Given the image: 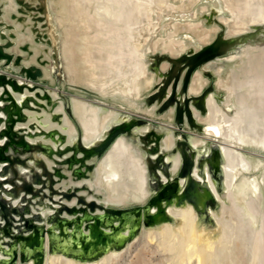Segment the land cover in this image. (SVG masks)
Returning <instances> with one entry per match:
<instances>
[{"label":"rangeland","instance_id":"374dc122","mask_svg":"<svg viewBox=\"0 0 264 264\" xmlns=\"http://www.w3.org/2000/svg\"><path fill=\"white\" fill-rule=\"evenodd\" d=\"M29 1L0 0V85L6 79L11 84L21 83L27 92L35 91L31 96L25 93L23 108L26 105L36 115L32 120L38 128L19 125L17 130V124L25 116L15 120L11 131L16 130L10 133L15 155L9 156L12 167L8 166V172L4 173L0 167V181L13 174L18 177L15 182L4 181L3 186L10 185L7 186L10 195L19 201L15 203L31 202L44 213L43 218H48L58 201L61 207L63 199L74 196L78 200L82 193L93 195L103 208L102 214L105 209L148 206L156 201L154 193L158 191H161L159 202L165 207L156 215L155 206L151 207L154 218L150 223L141 219L131 236L126 228L121 244L106 248L92 260L64 253L56 245L55 249L48 247V258L43 264H195V257L190 263L180 261L185 252L188 254L183 249L188 245H184L188 231L197 233L212 257L216 254L214 260L209 258L208 264H264V169L258 167L259 164L264 167V0ZM63 7L69 12L70 23L64 33L55 18L57 9ZM28 18L33 24L25 25ZM73 18L84 27L74 28ZM77 30L80 35L90 37L87 41L82 35L79 42L84 46L81 49L87 50L82 57L89 59L87 63L79 57V61L85 60L84 66L76 65L83 68L74 64L73 52L79 44H72V40ZM191 39L193 43L211 39L212 51L211 57L202 59L192 69L190 76L196 72L193 79L189 78L185 91L190 95V90L188 99L195 114L198 110L200 122L195 118L193 126L179 121L175 110L170 111L177 96L171 75L181 73L179 56L185 46L190 47ZM25 91L17 87L19 94ZM56 107L60 108L59 114L49 118V112ZM105 111H112L115 117L120 115L117 122L121 130L114 141V152L121 164V178L112 183L105 175V149L93 156L94 161L91 160L83 175L62 174L57 167L51 177L53 162L62 165L65 150L62 145L57 147L55 136L62 137L63 144L65 130L71 123L76 130L71 137L75 144L82 143L87 137L83 134L82 120L89 124L91 136H96ZM53 124L65 128L60 129L63 134ZM143 126L153 130L149 132L151 128L144 127L145 130ZM31 132L34 139L26 137L28 143L20 145L19 139L29 137ZM38 140L39 143L35 142ZM212 146L217 148L215 170L209 162ZM31 148L39 156L35 168L37 189L32 198L22 189ZM67 166L62 165L65 170L72 169L71 164ZM156 177L158 183L153 179ZM133 198H137L136 203ZM182 238L185 243L180 244ZM25 262L19 260L17 264Z\"/></svg>","mask_w":264,"mask_h":264},{"label":"bare ground","instance_id":"6f19581e","mask_svg":"<svg viewBox=\"0 0 264 264\" xmlns=\"http://www.w3.org/2000/svg\"><path fill=\"white\" fill-rule=\"evenodd\" d=\"M11 2V0H8ZM31 1V0H30ZM29 1V2H30ZM33 1V0H32ZM31 1V2H32ZM37 1V0H35ZM35 1L33 2V4L35 3ZM28 2V0H27ZM14 3V2H13ZM66 3V1H65ZM64 3V4H65ZM227 3V2H226ZM10 4V3H8ZM11 5V4H10ZM9 5V6H10ZM13 5V4H12ZM75 5V4H74ZM62 7V5H61ZM14 8V7H13ZM222 8V7H221ZM9 9V8H8ZM18 9V8H17ZM160 9V8H159ZM6 11V9H4ZM25 10V9H24ZM47 11V10H46ZM56 11V10H55ZM32 12V11H31ZM54 11H52L53 13ZM162 11L160 10V13ZM232 12V11H231ZM8 13V12H6ZM5 13V14H6ZM15 15L18 14L16 12H13ZM51 13V14H52ZM22 14V13H21ZM20 14V15H21ZM8 15V14H7ZM19 15V16H20ZM24 15V14H23ZM69 12H66L65 8H61L60 10L57 9V11L55 12V18H56V21L60 27V29L62 30V32L64 33V30L66 31V28L68 27V25L70 24L68 21H69ZM25 16V15H24ZM48 16V15H47ZM54 16V15H53ZM11 17V16H10ZM25 17H28V16H25ZM73 17V16H72ZM71 17V18H72ZM238 17V16H237ZM31 18V17H30ZM74 19V18H73ZM12 20V19H11ZM31 20V19H30ZM53 20V19H52ZM258 20V19H257ZM55 21V20H54ZM82 21V20H81ZM80 21V22H81ZM26 22V20H25ZM29 22V18L27 20V23L28 24ZM34 22V21H33ZM53 22V21H52ZM51 22V23H52ZM79 22V21H78ZM75 19L73 20L72 23V26L74 28H78L80 27L81 25L78 23ZM257 22V21H256ZM29 23H32L31 21ZM82 23V22H81ZM19 23H17L18 25ZM23 24H24V21H23ZM33 24V23H32ZM30 24V25H32ZM50 24V22H49ZM16 25V27H17ZM56 26V24H54ZM85 25V24H83ZM15 26V24H14ZM28 26V25H27ZM26 27V26H25ZM33 27V25H32ZM36 27H39V26H36ZM84 26H81L80 28H82ZM232 27V26H231ZM239 27V26H238ZM27 28H30V27H27ZM86 28V27H85ZM50 29V28H49ZM59 29V28H58ZM41 31L43 30L40 29ZM54 30H55V27H54ZM82 30V29H81ZM84 30V29H83ZM82 30V32L84 33V31ZM150 30V29H149ZM235 30V29H234ZM31 31V30H29ZM40 31V32H41ZM46 31V30H45ZM52 31V30H51ZM50 31V32H51ZM193 31V30H192ZM50 32H47L50 33ZM53 32V31H52ZM56 32H59L56 30ZM61 32V31H60ZM70 32V31H69ZM80 31L77 30V34L74 35L73 37V42L72 44H74V42H79L81 41V36L83 34L80 35L79 33ZM32 33V32H30ZM29 33V34H30ZM42 33V32H41ZM40 33V34H41ZM62 33V34H63ZM91 33V32H90ZM36 34V32H35ZM94 34V33H93ZM49 35V34H48ZM57 35V34H56ZM64 35V34H63ZM85 35V34H84ZM83 35V36H84ZM95 35V34H94ZM195 35V34H194ZM193 35V37H194ZM197 35V34H196ZM36 36V35H35ZM34 36V38H35ZM58 38L57 39H60L59 38V34L57 35ZM56 36V37H57ZM29 37V35H28ZM33 37V36H32ZM64 37V36H63ZM85 39L87 41H90V37L85 35L84 36ZM96 37V36H95ZM98 37V36H97ZM189 37V36H188ZM200 37V36H199ZM216 37V36H215ZM191 38V37H190ZM43 39V38H42ZM84 39V41H85ZM94 39V38H93ZM187 39V38H186ZM196 39V38H195ZM202 39V38H201ZM207 39H209L207 37ZM206 39V40H207ZM29 40V39H28ZM55 40V39H54ZM92 40V39H91ZM200 40V39H199ZM203 40V39H202ZM211 40V39H210ZM210 40H207V41H201V42H195L193 43V40L191 39L192 43L191 45H189L190 47L188 46H185L182 50V54L179 56V63H180V68L182 69L181 73L180 74H173L171 75V84H173L174 88L176 89V92H177V96H176V99H175V102L173 104V107L172 110L170 111H173L175 110V114H176V117L177 119L180 121H184L190 125H194L195 124V118L198 120V117H197V111H196V114H195V110L193 109L194 107L191 105L190 101H189V97H191V93H190V90H189V94L190 95H187L185 93V89H187V86L189 84V82L187 83V86L185 85L186 81H185V78H186V75H188L190 69L195 66V65H199L200 64V61H202V59H206L207 57L210 56V47L208 46V44L210 45ZM31 41V40H30ZM34 41V39H33ZM32 41V42H33ZM83 41V42H84ZM87 41H86V44H87ZM94 41V40H93ZM190 41V42H191ZM195 41V40H194ZM56 43V42H55ZM92 43V42H91ZM38 44H41V43H38ZM37 44V45H38ZM84 44V43H83ZM188 44V43H187ZM75 45V44H74ZM85 45V44H84ZM94 45V44H93ZM70 46V44H69ZM72 46V45H71ZM86 46V45H85ZM211 46V45H210ZM41 47H42V44H41ZM44 47V46H43ZM188 47V48H187ZM36 48L38 50H40L37 46ZM71 48V47H70ZM84 48V46L82 47L80 44L79 45H76L75 46V54L73 52V55H74V61L76 63H74L75 65L76 64H84L85 63V60H87L86 62L88 63V58L85 59V55H84V52L87 51H83L82 49ZM72 49V48H71ZM74 49V48H73ZM45 50V49H43ZM48 51V50H47ZM47 51L45 50V52L47 53ZM83 53V54H82ZM42 54V53H41ZM84 55L82 57V55ZM238 54V53H237ZM69 55V54H68ZM176 55V54H175ZM42 56V55H41ZM44 57V56H42ZM79 57H82L84 58V63H83V60H80L79 61ZM87 57V55H86ZM175 57V56H174ZM81 58V59H82ZM44 59V58H43ZM35 60V59H34ZM86 63V64H87ZM92 64V63H91ZM117 64V63H116ZM170 64V63H169ZM72 67H73V62L72 64H70ZM165 65H168V64H165ZM163 66L162 69L166 66ZM197 65V66H198ZM78 67V65H76ZM84 66V65H83ZM88 66V65H87ZM169 66V65H168ZM70 67V66H69ZM81 67V66H79ZM78 67V68H79ZM86 67V65H85ZM75 68V66H74ZM83 68V67H81ZM80 68V69H81ZM65 69H67L65 67ZM79 69V70H80ZM68 70V69H67ZM76 70V73H77V70L78 69H75ZM83 70V69H82ZM87 70V69H86ZM85 70V71H86ZM165 70V68L163 69ZM162 70V71H163ZM207 70V68H206ZM209 70V69H208ZM84 71V70H83ZM79 72V71H78ZM196 72V71H195ZM190 76V80L191 78L193 77L194 73ZM199 72V71H198ZM201 73V72H200ZM80 74V73H79ZM82 75V74H81ZM80 75V76H81ZM85 76V75H84ZM117 77V76H116ZM76 78V77H75ZM82 78V77H81ZM72 79V77H71ZM77 79V78H76ZM193 79V78H192ZM74 80V79H73ZM161 80V78L159 79V81ZM189 80V81H190ZM76 81V80H75ZM83 81V80H82ZM80 81V83L82 82ZM153 81V80H152ZM77 82V81H76ZM78 82H79V79H78ZM85 82V81H84ZM83 82V84H84ZM108 82V81H106ZM192 82V81H191ZM217 82V81H216ZM2 84L0 85V96H2L1 100H0V134H3L2 138H0V145H2L5 141H8V135L9 132H11V129L12 127H9L7 128V125L9 124L10 122V119L8 117L9 115V112H10V109H13L12 110V117H14L15 120H17L19 117H24L25 118H22L17 124V130H18V127L19 125L22 127V128H27L29 129L28 127L30 128H33L34 126L36 127V125L33 124V120L32 118L34 119V117H36V115L34 116L33 114H31V111L29 112L25 107L23 108V105L26 104V101H25V93L27 91H25V89L22 87L21 83H15V84H11L9 82V80H6V79H3V81L1 82ZM149 83V82H148ZM224 83V82H223ZM148 85V84H147ZM154 85V84H153ZM197 85V84H196ZM239 86V85H238ZM17 87H20L21 89H23V91H25L23 94H19L20 92H17ZM170 87V86H169ZM172 87V86H171ZM171 87L169 89H171ZM186 87V88H185ZM185 88V89H183ZM159 89V88H157ZM156 89V90H157ZM27 90V89H26ZM38 90V89H37ZM168 91V90H167ZM35 92V91H34ZM34 92H27L26 94H28L27 96H31L33 94H35ZM43 92V91H42ZM156 92V91H155ZM33 93V94H32ZM172 93V91L170 92ZM31 94V95H30ZM154 94V93H153ZM167 95H169L167 93ZM196 95V94H195ZM35 96V95H34ZM33 96V97H34ZM189 96V97H188ZM167 99V97L165 98ZM54 100V98H53ZM57 100V99H56ZM41 101V100H40ZM32 103V102H31ZM42 103V102H41ZM208 103V102H207ZM15 104V105H14ZM45 104V103H44ZM74 104V103H73ZM78 104V103H77ZM158 104V103H157ZM87 105V104H86ZM88 107V106H87ZM37 108V107H35ZM59 109L58 107H56L55 109H53L51 112H49L51 115L49 116V118L54 115H58L59 114ZM74 109V108H73ZM46 113L45 110H42ZM208 112V111H207ZM36 113V111L34 112ZM42 113V112H41ZM43 113V114H45ZM48 113V112H47ZM46 113V114H47ZM172 113V112H171ZM61 114V113H60ZM83 116L82 114H79V116ZM114 114L112 111H105L101 116V121H102V126L99 130V133L98 135L96 134V136H91V132H90V129H89V124L85 123L84 120H82L83 122V126H82V129H83V134L85 133L87 135V137L85 138V140L82 142V143H79V144H75V141L73 140V138L71 137L72 135H74L76 133V130H75V127L74 125H72L69 120H66L68 123H70V128H60L62 129V131L65 130L66 132V136H65V139H64V142L63 144L61 143L60 139H62V137H60V139L58 138V136L56 137L55 136V139L57 141V147L62 145L61 147L64 148L65 150L63 151L62 153V165L63 163L65 164H68L67 167H69V164L72 165V169H63L62 165L61 164H58V163H54L53 161V164H52V167H51V171H52V176L51 177H54L55 174H56V169L57 167H60L59 168V171L63 173H69L70 176H73V173L74 174H77L79 176L83 175L88 169V165H90L91 163V160L94 158L93 156L96 157V155H98L99 153L97 152H100L99 150H101L104 146H106L108 144V142L111 140V142H109V144L107 145V147L105 148V152H104V155H103V169L105 172V175L107 174V177H108V180L109 182H112V183H115L117 182L120 178H121V173H120V170H119V166L121 165L118 158H117V155L116 153L114 152V141L117 139L118 136H115L114 137V134L116 133V130H117V127L120 125V122H117L118 118L115 117ZM42 116H45V115H42ZM196 116V117H195ZM41 117V116H40ZM39 117V118H40ZM77 117V116H76ZM38 118V117H37ZM36 118V119H37ZM43 120H44V117H42ZM66 118V117H65ZM124 118V117H123ZM126 118V117H125ZM78 119V117H77ZM120 119V118H119ZM46 120V119H45ZM205 120V119H204ZM38 122V120H36ZM35 121V122H36ZM88 121V120H87ZM199 121V120H198ZM196 121V122H198ZM200 122V121H199ZM206 122V121H205ZM39 123V122H38ZM37 123V124H38ZM80 123V122H79ZM39 126H41V124L39 123L38 124ZM53 125H56L57 124H53ZM52 125V126H53ZM67 126V125H66ZM65 126V127H66ZM144 127L146 126H143L142 128L145 129ZM15 128V127H14ZM15 128V130H16ZM21 128V129H22ZM37 128V127H36ZM42 128V126H41ZM50 128V127H49ZM48 128V130H49ZM58 128V126H57ZM148 130L149 128H151L150 131L153 130L152 127H146ZM38 129V128H37ZM52 129V128H51ZM58 128V131H60L62 134L63 132ZM14 130V131H15ZM146 130V129H145ZM144 130V131H145ZM158 130V129H157ZM36 131V129H35ZM34 131V133H35ZM51 131V130H50ZM97 131V130H96ZM143 131V133H144ZM159 131V130H158ZM156 131V132H158ZM40 132V131H39ZM23 133V132H22ZM20 133V134H22ZM24 133H27L24 132ZM23 133V134H24ZM32 133V132H31ZM32 133L31 135H29L30 139L28 136H22L20 139H19V142L21 141V144L20 145H26L28 143V140L32 141L34 139L33 137V134ZM142 133V134H143ZM147 133V131H146ZM145 133V134H146ZM22 134V135H23ZM59 134V133H58ZM82 134V136H84ZM160 135V134H159ZM60 136V134H59ZM144 136V135H143ZM28 140H27V138ZM39 137V136H38ZM37 137V139H38ZM41 138V137H39ZM78 138V137H77ZM83 138V137H82ZM44 139V137H43ZM84 139V138H83ZM82 139V140H83ZM17 140V139H16ZM42 141V138L40 139ZM45 140V139H44ZM179 140V139H178ZM49 142V139L47 140ZM35 142H40L39 140L38 141H35ZM116 142V141H115ZM124 142V141H123ZM199 142V141H198ZM25 143V144H24ZM120 143V142H119ZM154 143V142H153ZM31 144V143H30ZM35 144V143H33ZM116 144V143H115ZM52 145V144H51ZM134 145V144H133ZM173 145V144H172ZM192 145V144H190ZM198 145V144H196ZM202 145V144H201ZM212 145V144H211ZM220 145V144H219ZM97 147V149H93V147ZM118 146V145H117ZM154 146H155V143H154ZM28 147V145H27ZM53 147V146H52ZM151 147V145L149 146ZM209 147V146H208ZM218 149L219 146H217ZM136 148V147H135ZM166 148V147H165ZM119 149V147H118ZM150 149V148H149ZM209 159H210V165L211 167L215 170V167H216V162H217V148L216 146H212L209 148ZM212 149H214V151H212ZM28 150V149H27ZM53 150H56L55 148H53ZM62 149L60 148L59 151H61ZM119 151V150H118ZM120 152V151H119ZM14 146L12 147V144L9 142V156L14 154ZM30 153V154H29ZM29 155H28V159L26 160L25 162V166H26V169H25V177H26V182L30 185L29 188L26 187V184L25 186H22L23 190H24V193L27 195V196H30L31 198L34 196L35 194V187H36V183L38 182V176L36 175V162H37V159H38V154L36 152L35 149L31 148L29 150ZM92 153H96V154H92ZM221 153V152H220ZM26 154V153H25ZM15 155V154H14ZM17 155V153H16ZM207 155V154H206ZM22 156V155H20ZM26 156V155H25ZM42 156V155H40ZM55 157V155H53ZM24 157V156H23ZM22 157V158H23ZM42 158V157H41ZM61 158H58L59 160ZM125 159V157H123ZM146 158V157H145ZM153 158V157H152ZM55 159V158H54ZM56 158V160H58ZM95 159V158H94ZM93 159V161H94ZM23 160V159H22ZM132 160V159H131ZM173 160V159H172ZM127 161V160H126ZM258 161V160H256ZM7 162H2L0 163V167H4L6 165ZM167 163V162H166ZM260 163V161H258V164ZM257 164V165H258ZM133 165V164H131ZM221 165V164H220ZM260 165V166H259ZM258 167H261V169H264V167H262L261 164H259ZM97 167V166H96ZM132 167V166H131ZM256 167V166H255ZM22 168V167H21ZM24 168V167H23ZM2 169V168H1ZM38 169V168H37ZM40 169V168H39ZM222 169V168H221ZM49 170V169H48ZM231 170V169H230ZM1 171V170H0ZM20 171V170H19ZM42 170H40L39 172L41 173ZM149 172V171H148ZM24 175V174H23ZM6 176V175H5ZM200 176V175H199ZM23 177V176H22ZM264 178V177H263ZM3 179V177H2ZM5 179V178H4ZM24 179V178H23ZM17 180V179H16ZM15 180V181H16ZM94 180V179H93ZM225 180V179H224ZM263 180V179H262ZM65 181V180H64ZM68 182V181H67ZM73 182V181H72ZM244 182V181H243ZM262 182V181H261ZM70 183V182H69ZM68 183V184H69ZM76 183V181L74 182ZM182 183V182H181ZM63 184V182H62ZM67 184V183H66ZM237 184V183H236ZM9 185V184H8ZM6 185V189H7V186ZM58 185V184H57ZM10 186V185H9ZM38 186V185H37ZM108 186V185H107ZM10 188V187H9ZM69 188V187H68ZM219 188H220V185H219ZM261 189V188H260ZM8 190V189H7ZM10 190V189H9ZM1 191V190H0ZM22 193V192H21ZM39 194H42V193H39ZM217 194V193H216ZM258 194V193H257ZM2 195L5 197L6 199V204L4 207H1L0 206V264H17L18 261L20 259H27L25 264H43L44 261L46 263V259L48 258V244H47V240H48V232H47V228L45 227L44 225V219L43 218V214H42V211H40L38 209V207H36L35 205H33L31 202H26L25 200H23L19 205L18 203H15V202H19L17 201H14L12 196L10 195V192L9 194H5L2 192ZM102 195V194H101ZM25 196V195H23ZM260 197V196H259ZM24 198V197H23ZM41 198V197H40ZM36 199V198H35ZM37 199H39V197H37ZM40 200V199H39ZM47 200V199H46ZM98 200V199H97ZM34 201V200H33ZM37 201V200H36ZM74 196L72 198H69L68 200H65L63 199V204L60 203L61 207L58 205L59 204V201L55 204L52 212L50 213V215L48 216V218H51V217H54L56 215H59L60 216V221L58 223V227L55 229L54 233H56V235H60L62 237V235H65L68 231L67 229V225L65 223V221L68 219V220H73V219H82L85 215H86V218L85 219H82L80 224H79V234H78V238L77 240L75 239H71V238H67L68 240H70L74 246L77 248V249H74V248H68L65 244H63L60 240H59V237L57 238V241L58 243L62 244L63 246H61L60 244H57L59 246V248L62 249V251L64 253H67L69 255H73L75 256V254H72V253H69L68 251L72 252H78V250H80L81 252H84V253H92L94 252L95 248L97 247V235L95 234V230L96 228H98L96 225H95V221L94 219H92L90 216L96 212H102L101 209H103L102 207H99L98 206V202H96L95 198L93 197V195H90V196H84L83 193H82V196H81V201L78 203ZM134 201V203H136L137 201V198H133L132 202ZM41 202V201H40ZM93 202V203H92ZM27 203V204H26ZM124 203V202H123ZM17 204V205H16ZM29 205V207L31 208L32 212H25V211H21L22 213V216L20 217L19 215H16V214H13V211L11 209L12 206H19L20 205ZM54 205V204H52ZM39 206V205H37ZM42 207V206H40ZM39 207V208H40ZM81 207V209H80ZM84 207V208H83ZM48 209V208H47ZM61 209V210H60ZM83 209V210H82ZM44 210V209H43ZM50 210V209H49ZM51 211V210H50ZM156 211V210H155ZM49 213V212H48ZM119 213L120 212H115V217H119ZM193 221V220H192ZM88 224H94V227L92 226H89ZM116 224V223H115ZM193 224V222H192ZM72 229L70 231H77L75 229V223L72 222ZM88 225V226H86ZM164 225V224H163ZM186 225V224H185ZM169 226V225H168ZM99 227L101 228V225H99ZM199 227V226H198ZM202 227V226H201ZM126 228L121 232L120 235H122V239L124 241L125 239V233L126 232ZM195 228V227H194ZM143 229V228H142ZM141 229V231H142ZM44 231H45V234H44ZM107 231H110L109 229H107ZM129 231V230H128ZM193 231V230H192ZM195 231V230H194ZM181 232V231H180ZM185 232V231H184ZM197 232V231H196ZM195 232V233H196ZM207 232V231H206ZM199 233V232H198ZM44 235H45V238H44ZM182 235V234H181ZM200 235V234H199ZM126 236H129L128 234ZM201 236V235H200ZM137 237V236H136ZM136 239V238H135ZM186 239V243L183 241V238H182V241L180 244H183L185 243L184 245H186L185 247L187 248H183L184 250H187L188 251V254L183 251L182 252V248L180 249L182 253L185 252V258H183V260L181 259L180 261H182V263H190L192 261V259L195 257L196 258V263L195 264H208L210 261L209 258H211L212 256L210 255V251L208 253L207 251V247L205 248L202 244H201V237H200V241L197 237V233L194 235L193 233H191V231H188L185 236H184V240ZM191 239L190 241V245L192 246V242L193 243H197L198 246H200V249L198 248L197 245L193 244L194 246H192L191 248L189 247V242L187 243V241ZM204 239V238H203ZM179 242V241H178ZM123 244V243H122ZM127 244V243H126ZM179 244V245H180ZM69 245H72L71 243ZM183 245V247H184ZM64 246H66V248H64ZM73 246V245H72ZM219 246V245H218ZM182 247V245H181ZM193 247H197L198 249L196 250H193L194 248ZM15 248V250H14ZM99 248V246L97 247V249ZM127 248V247H126ZM189 249V250H188ZM213 250V249H212ZM114 251V250H113ZM112 251V252H113ZM128 251V250H127ZM10 252L14 255L13 257H11V254ZM212 253V252H211ZM219 254V253H218ZM35 255H38V258L36 259ZM52 255V254H50ZM62 255V254H61ZM210 255V257H209ZM23 256H26L27 258H24ZM53 256V255H52ZM64 255H62V258H63ZM216 256V254H215ZM212 257L211 259L214 260ZM76 257V256H75ZM217 257V256H216ZM50 258V257H49ZM95 258V257H94ZM92 258V259H94ZM101 258V257H100ZM72 259V258H71ZM82 259V258H81ZM92 259H84V260H92ZM68 261V260H67ZM79 261V260H78ZM97 261V260H96ZM185 261V262H183ZM94 262V261H93ZM50 263V262H49ZM72 263H74L72 261ZM86 263V262H85ZM89 263V262H87ZM91 263V262H90ZM213 263V262H212ZM92 264V263H91ZM94 264V263H93ZM211 264V263H210Z\"/></svg>","mask_w":264,"mask_h":264},{"label":"water","instance_id":"95a60500","mask_svg":"<svg viewBox=\"0 0 264 264\" xmlns=\"http://www.w3.org/2000/svg\"><path fill=\"white\" fill-rule=\"evenodd\" d=\"M60 36H61V34H60ZM63 36L64 35H62V37ZM209 47L211 48V46H209ZM209 52H212V51H209ZM197 65H195V66H197ZM195 66H193L190 69L188 75H186V78H185V81H186L185 85L186 86H187V82H188V80L190 78L191 71H192V69ZM185 88H183V89H185ZM12 110L13 109H10V112H9V115H8V117L10 119V122L7 125V128L13 127L14 122H15L14 117H12ZM120 130H121V128H119V126H118L117 130H116V133L114 134V137L117 135V133ZM12 132H14V131L9 132V134L12 133ZM3 134H0V138H2ZM12 134H14V133H12ZM11 136H12L11 134L8 135V138H7L8 141H5L2 145H0V161H6V162L9 163V165H5L3 167V172L4 173L8 172L7 171L8 166L12 167V163L8 160V159H11V157H9V155H8L9 154V142L12 143V141H10L11 138H12ZM109 142H111V140ZM109 142H108V144H109ZM107 145L104 146L99 151L101 152L103 149H105L107 147ZM93 149L96 150L97 147L95 146V147H93ZM212 151H214V149H212ZM100 152H97V153H100ZM92 154H96V153H92ZM7 174H5V175H7ZM17 177H18V175H16V174L14 175L13 174L9 179H6V180L2 179L0 181V183L2 184V187H1V184H0V187L2 189V191H0V206L1 207H4L5 204H6V199L2 195V192L5 193V194H9V192H10L3 186L4 185L3 182L4 181L15 182ZM153 179H154L155 183L156 182L158 183V178L157 177L153 178ZM25 184H26L27 188L30 187V185L25 180H23V185L22 186H25ZM160 193H161V191H158L157 193H154V199L156 201L155 202H153V201L150 202L148 206L147 205L138 206V207H135V208H132V209H128V210L105 209L104 210V212H105L104 214H102L100 212H96V213L92 214L90 217L92 219H94L95 225L98 227L95 230V234L97 235V238H98L97 239V247L99 246V248L97 249V247H96L94 249L95 251L92 252V253H89V254L81 252L80 250H78V252H74V251H72V252L68 251V252L72 253V254H75V256L78 257V258L92 259L94 257H97L99 254H101L106 248H109V247H111L113 245H117V244L119 245V243L121 244V242L123 241V239H122L123 236L120 235V234L125 229V227H127L129 229L130 236H131L133 234V232L137 229L141 219H143L145 224L150 223L152 221V219L154 218V214L150 211L151 207L155 206V208H156L155 215L158 214V212H162L163 209L165 210L164 205H162V203L159 202V201H161V194ZM13 197L16 198V193L13 194ZM80 201H81V197H79L78 203ZM170 203H171L170 201L166 202L167 205H169ZM26 204H24V205L21 204L20 207L19 206H12L11 209L13 211V214H16V215L20 214L19 216L21 217L22 216V213H21L22 210L25 211V212H32V210L29 207V205H26ZM99 207H101V206H99ZM80 209H81V207H80ZM115 212H120L119 213V217H115ZM85 218H86V215L82 219H85ZM82 219H73V220H68L67 219L65 221V223L67 225L68 231H67V233L65 235H62V237H61L60 235H56V233H54L55 229L58 227L59 221L61 220L60 216L56 215V216L51 217V218H45L43 222H44V225L47 228V232H48V240H47L48 247L51 248V249H55V246L57 244H60L57 241V238L59 237V240L63 244H65L68 248L77 249L74 246V244L70 240H68L67 238L69 237L71 239L77 240L78 234H79V231H78L79 229L78 228H79V224H80ZM72 222L75 223V229L77 231H74V229H73V231H70L72 229L71 228L72 227V225H71ZM88 225L91 226V228H92V226L94 227V224H88ZM88 225H86V226H88ZM99 225H101V228L99 227ZM107 229H109L110 231H107ZM116 230H118V231L116 232ZM120 230H121V232H120ZM44 234H45V231H44ZM44 238H45V235H44ZM70 243L73 246L69 245ZM60 245L63 246L62 244H60ZM66 246H64V248H66ZM14 250H15V248H14ZM10 254H11V257H13L16 253L13 255L10 252ZM23 257L27 258L26 256H23ZM35 257L37 259L38 255H35ZM20 260H27V259H20Z\"/></svg>","mask_w":264,"mask_h":264}]
</instances>
